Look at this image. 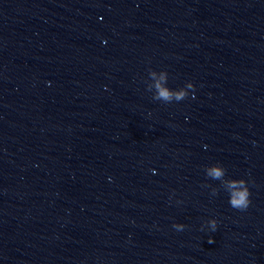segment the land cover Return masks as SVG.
Wrapping results in <instances>:
<instances>
[{
    "label": "clouds",
    "instance_id": "clouds-1",
    "mask_svg": "<svg viewBox=\"0 0 264 264\" xmlns=\"http://www.w3.org/2000/svg\"><path fill=\"white\" fill-rule=\"evenodd\" d=\"M156 89L158 90V97L163 98L164 100H169L173 95L168 89L164 88L160 83L155 85ZM183 93L177 94V99H179ZM223 171L220 168H213L210 172V175L213 178L219 179L223 176ZM228 186L231 188H235L237 184H244V181H228ZM250 192L247 187L240 191H234L231 194L229 204L236 209L245 210L250 204ZM213 230H215V221H213Z\"/></svg>",
    "mask_w": 264,
    "mask_h": 264
}]
</instances>
